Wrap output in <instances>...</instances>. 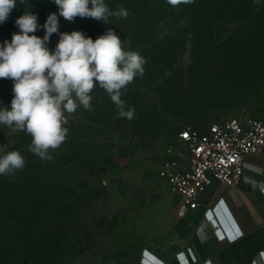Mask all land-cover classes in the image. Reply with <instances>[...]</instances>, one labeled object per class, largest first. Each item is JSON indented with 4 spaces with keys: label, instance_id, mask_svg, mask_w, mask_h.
Segmentation results:
<instances>
[{
    "label": "rangeland",
    "instance_id": "374dc122",
    "mask_svg": "<svg viewBox=\"0 0 264 264\" xmlns=\"http://www.w3.org/2000/svg\"><path fill=\"white\" fill-rule=\"evenodd\" d=\"M232 17L223 15L213 28L208 23L206 37L189 40L182 54L160 58L165 75L155 72L158 60L145 65L151 72L123 96L132 119L120 117L108 93L94 88L92 110L69 115L67 138L50 150L51 162L29 150L30 135L0 125V144L26 160L23 169L0 175V264H139L154 248L189 239L181 242L189 226L158 176L168 148L185 126L264 114V38H251L246 23L223 22ZM184 19L177 9L166 31L180 30ZM65 22L60 17V31H73ZM18 31L8 18L0 42ZM36 34L43 36V28ZM58 40L53 34L49 46ZM12 88L11 79L0 78V107H11Z\"/></svg>",
    "mask_w": 264,
    "mask_h": 264
},
{
    "label": "clouds",
    "instance_id": "9594fccd",
    "mask_svg": "<svg viewBox=\"0 0 264 264\" xmlns=\"http://www.w3.org/2000/svg\"><path fill=\"white\" fill-rule=\"evenodd\" d=\"M52 12L41 25L32 11L17 17L20 31L0 42V78L13 81L11 107H0V125L32 137L29 150L42 161H53L50 150L66 140L69 115L78 108L92 110V91L102 88L118 109L132 119L134 109L122 98L127 86L144 75L146 59L125 47L124 39L109 28L93 39L82 30L60 31V17L74 21L93 18L109 24L110 17L127 18L128 10L111 9L105 0H53ZM194 0H168L176 6ZM259 3V0H256ZM18 0H0V24L5 23ZM91 5V7L89 6ZM43 28L44 35L36 34ZM53 34L59 35L50 47ZM19 150L0 144V175H12L25 167Z\"/></svg>",
    "mask_w": 264,
    "mask_h": 264
},
{
    "label": "trees",
    "instance_id": "16d2710c",
    "mask_svg": "<svg viewBox=\"0 0 264 264\" xmlns=\"http://www.w3.org/2000/svg\"><path fill=\"white\" fill-rule=\"evenodd\" d=\"M105 2L113 10L126 8L129 13L127 18L113 16L110 17L109 24H105L101 20L77 17L74 21L66 20V26L73 30H82L89 36L92 33L102 35L109 28L115 30L124 42L132 43L133 51L140 53L146 59L145 65L158 60L159 64L155 70L158 76L165 75L168 69L160 62V58L175 53L182 54L189 40L205 38L208 23L213 28L223 15H233L228 20L223 18L225 23L236 21L246 23L247 28L251 30V38H264V31L256 30L264 25H259L261 17H264V0H259V3L256 0H194L193 3L176 6L169 4L168 0H105ZM256 8L258 12L255 11ZM177 9H180L181 14L186 15L187 19L182 21L180 30L168 33L166 30L169 20ZM54 10L58 11V6L53 0H18L9 19L12 28L16 30L19 28L15 24L17 17L23 15L25 11H32L38 16V22L42 25V16ZM61 19L65 20L63 17ZM191 27L194 30L191 31ZM241 37L246 39L244 34ZM177 47H180V51ZM145 69V75L151 72L146 66ZM123 99L127 105L131 103L128 97Z\"/></svg>",
    "mask_w": 264,
    "mask_h": 264
},
{
    "label": "crops",
    "instance_id": "0c3cea01",
    "mask_svg": "<svg viewBox=\"0 0 264 264\" xmlns=\"http://www.w3.org/2000/svg\"><path fill=\"white\" fill-rule=\"evenodd\" d=\"M172 196L176 212L180 196ZM179 218L189 226L181 242L188 234L189 239L174 248H154L146 264H181L180 252L190 264H264V148L247 158L240 184L214 182L200 196V206Z\"/></svg>",
    "mask_w": 264,
    "mask_h": 264
},
{
    "label": "built area",
    "instance_id": "2783aa9c",
    "mask_svg": "<svg viewBox=\"0 0 264 264\" xmlns=\"http://www.w3.org/2000/svg\"><path fill=\"white\" fill-rule=\"evenodd\" d=\"M264 148V114L237 116L205 128L183 127L170 157L163 161L158 176L162 186L180 196L176 205L179 217L200 206V196L214 182L232 187L240 184L247 158ZM218 238L225 239L220 228ZM178 253L181 264H190ZM139 264H146L141 261Z\"/></svg>",
    "mask_w": 264,
    "mask_h": 264
},
{
    "label": "snow or ice",
    "instance_id": "6c2138e0",
    "mask_svg": "<svg viewBox=\"0 0 264 264\" xmlns=\"http://www.w3.org/2000/svg\"><path fill=\"white\" fill-rule=\"evenodd\" d=\"M230 239H231V237H230Z\"/></svg>",
    "mask_w": 264,
    "mask_h": 264
}]
</instances>
